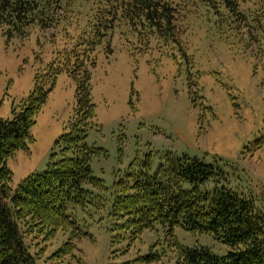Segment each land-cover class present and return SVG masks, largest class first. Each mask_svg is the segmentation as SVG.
<instances>
[{
  "label": "rangeland",
  "instance_id": "obj_1",
  "mask_svg": "<svg viewBox=\"0 0 264 264\" xmlns=\"http://www.w3.org/2000/svg\"><path fill=\"white\" fill-rule=\"evenodd\" d=\"M173 2L178 30L176 43L167 45L154 37L144 42L146 30L121 24L110 39L111 51L102 43L80 52L75 43L93 14L92 0H79L46 29L32 26L9 35L0 25L1 118L12 117V106L18 109L26 100L34 78L67 67L36 114L26 148L5 160L11 187L59 157L56 139L74 116L76 80L70 72L79 67L74 55L90 71L95 105L86 142L105 150L90 167L106 189H94L100 196L69 218L81 226L77 235L65 227L25 230L36 264H174L176 242L226 254L229 247L213 235L180 226L170 235L159 225L138 230L131 210L113 205L121 195H140L133 185L146 156L149 173L166 154L201 158L219 173L201 187L222 184L264 208V4L260 16L248 14L249 27L227 24L220 0ZM240 9L250 11L252 0ZM45 81L49 86V78ZM181 185L190 188L187 181ZM138 200L134 206L145 210Z\"/></svg>",
  "mask_w": 264,
  "mask_h": 264
},
{
  "label": "trees",
  "instance_id": "obj_2",
  "mask_svg": "<svg viewBox=\"0 0 264 264\" xmlns=\"http://www.w3.org/2000/svg\"><path fill=\"white\" fill-rule=\"evenodd\" d=\"M78 1L0 0V25L8 28L9 35L24 34L32 26L46 29ZM202 1L194 0L196 5ZM245 1L220 0L221 8L226 10L222 19L227 24L249 26L248 14L260 16L264 2L259 4L252 0V9L244 11L240 4ZM92 2L93 14L89 15L75 43L80 52L89 53L102 43L111 51L110 39L121 24L146 30L144 42L149 43L150 37H154L166 45L176 43L179 12L173 0ZM234 19L235 22H231ZM76 63L79 67L70 72L76 80L74 116L68 130L56 139L59 157L51 160L43 171L28 174L15 188L10 185L12 171L5 160L16 150L26 148L36 114L52 89L56 75L65 72L67 67L55 69L53 73L48 69L36 81L34 78L33 89L26 100L17 106L18 109L12 106V117H0V264H36L24 241L26 229L43 233L48 227L51 230L65 227L77 235L76 228L80 224L69 218L74 217L77 208L92 205L94 197L100 196L94 189H106L103 180L95 176L90 167L91 159L105 150L86 142L95 118L90 71L83 68L78 56L74 55ZM48 78L50 84L45 87ZM54 156L55 153L51 155ZM149 163L146 156L141 166L144 171L133 185L140 195H121L114 199L113 205L130 209V214L137 217L138 230L159 225L170 235L174 227L180 226L189 232L213 235L229 247L226 254L217 255L206 247L189 248L176 242L174 264H264V208H257L253 197L222 184L201 187L211 176H219L213 164L201 158L166 154L152 173L148 170ZM183 181H187L190 188H183ZM139 198L144 200L145 210L134 206L140 203Z\"/></svg>",
  "mask_w": 264,
  "mask_h": 264
}]
</instances>
